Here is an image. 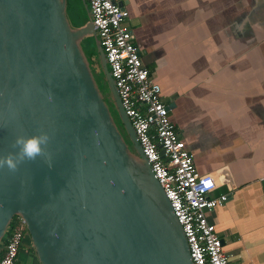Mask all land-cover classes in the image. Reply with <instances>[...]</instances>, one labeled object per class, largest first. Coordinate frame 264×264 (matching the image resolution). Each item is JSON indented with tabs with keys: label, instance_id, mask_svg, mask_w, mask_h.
<instances>
[{
	"label": "water",
	"instance_id": "obj_1",
	"mask_svg": "<svg viewBox=\"0 0 264 264\" xmlns=\"http://www.w3.org/2000/svg\"><path fill=\"white\" fill-rule=\"evenodd\" d=\"M40 131L51 167L37 157L0 169V244L17 215L40 264H193L90 13L73 25L67 0H0V155Z\"/></svg>",
	"mask_w": 264,
	"mask_h": 264
},
{
	"label": "crops",
	"instance_id": "obj_2",
	"mask_svg": "<svg viewBox=\"0 0 264 264\" xmlns=\"http://www.w3.org/2000/svg\"><path fill=\"white\" fill-rule=\"evenodd\" d=\"M119 1L198 172L216 177L214 195L233 187L207 212L224 251L264 264V0ZM30 249L23 264H40Z\"/></svg>",
	"mask_w": 264,
	"mask_h": 264
},
{
	"label": "built area",
	"instance_id": "obj_3",
	"mask_svg": "<svg viewBox=\"0 0 264 264\" xmlns=\"http://www.w3.org/2000/svg\"><path fill=\"white\" fill-rule=\"evenodd\" d=\"M86 1L123 110L182 226L193 264H233L207 218L208 211L228 201L232 185L228 184L227 192L214 195L216 177L198 172L193 153L170 119L161 86L151 76L132 31L124 24L128 11L117 3L119 0ZM12 222L0 245V264H23L21 252L28 246V232L20 216Z\"/></svg>",
	"mask_w": 264,
	"mask_h": 264
},
{
	"label": "clouds",
	"instance_id": "obj_4",
	"mask_svg": "<svg viewBox=\"0 0 264 264\" xmlns=\"http://www.w3.org/2000/svg\"><path fill=\"white\" fill-rule=\"evenodd\" d=\"M50 140L49 133L45 131L32 135H16L11 145L16 151L0 155V169L7 168L9 172L14 173L18 170L21 163L34 161L37 157H42L44 163L51 167V154L47 151Z\"/></svg>",
	"mask_w": 264,
	"mask_h": 264
},
{
	"label": "rangeland",
	"instance_id": "obj_5",
	"mask_svg": "<svg viewBox=\"0 0 264 264\" xmlns=\"http://www.w3.org/2000/svg\"><path fill=\"white\" fill-rule=\"evenodd\" d=\"M68 16H71V18H73L74 20V24L75 25H79V23L82 22L83 18L85 17L86 19L89 18L88 14H87V11H84L82 10V5L79 4V0H77L76 2H72L71 0L69 1V5H68ZM81 8V9H80ZM89 39V44L92 43L93 46H95V37L93 36H89L88 37ZM28 245L31 247V254L33 256H36L35 255V252H34V249L33 247L31 246L30 243H28ZM27 261H30L29 258H26ZM26 260H24L26 262ZM22 261V263L24 262Z\"/></svg>",
	"mask_w": 264,
	"mask_h": 264
},
{
	"label": "flooded vegetation",
	"instance_id": "obj_6",
	"mask_svg": "<svg viewBox=\"0 0 264 264\" xmlns=\"http://www.w3.org/2000/svg\"><path fill=\"white\" fill-rule=\"evenodd\" d=\"M69 5V0H67V13H68V6ZM69 18H70V21H71V23L73 24V25H75L74 24V20H73V18H71V16H69ZM86 38H84L83 40H82V47H83V49H84V51L86 52V53H88L90 56H91V59L93 60L92 62V64H93V66L95 67V63H94V59L92 58V55H91V53H92V51H91V48L89 47V45L86 43V40H85Z\"/></svg>",
	"mask_w": 264,
	"mask_h": 264
},
{
	"label": "trees",
	"instance_id": "obj_7",
	"mask_svg": "<svg viewBox=\"0 0 264 264\" xmlns=\"http://www.w3.org/2000/svg\"><path fill=\"white\" fill-rule=\"evenodd\" d=\"M85 40H86V43H87V44L89 45V47L91 48V51L94 52V46L92 45V43L89 44V42H88V41H89L88 37H87ZM17 217H18L17 215L14 216L13 219H12V221H13L14 219H16ZM12 221H11V223H13ZM27 237H28V238H27V243H30V244H31V242H30V238H29V234H27ZM0 245H1V244H0ZM31 246H32V245H31ZM32 247H33V246H32ZM2 252H3V251H2V248H0V255L2 254Z\"/></svg>",
	"mask_w": 264,
	"mask_h": 264
}]
</instances>
